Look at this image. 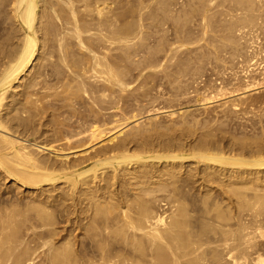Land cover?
<instances>
[{
  "label": "bare ground",
  "instance_id": "obj_1",
  "mask_svg": "<svg viewBox=\"0 0 264 264\" xmlns=\"http://www.w3.org/2000/svg\"><path fill=\"white\" fill-rule=\"evenodd\" d=\"M262 90L264 0H0V264H264Z\"/></svg>",
  "mask_w": 264,
  "mask_h": 264
},
{
  "label": "rangeland",
  "instance_id": "obj_2",
  "mask_svg": "<svg viewBox=\"0 0 264 264\" xmlns=\"http://www.w3.org/2000/svg\"><path fill=\"white\" fill-rule=\"evenodd\" d=\"M152 46V43H151ZM154 46V45H153ZM140 53H143V50H140ZM186 54V53H185ZM264 94V90L261 92H253L250 94H246L242 97L246 99V101L251 98H256L260 95ZM250 95V96H249ZM241 96H231L226 99L220 100L217 103H210L208 105H202V103H196L195 100L188 96L184 97L178 102H174L172 105L174 106L172 109H168L165 111H161L159 113H151L145 114L139 117L138 120L131 122L127 127L123 129V131L131 130V129H140L143 130L148 128L150 125L154 123L159 127L165 129L170 126L179 125V123L185 121L187 123L198 122V127L204 125L206 122H218L223 120V115L229 109V106ZM162 102L163 100H159ZM261 107V108H258ZM253 113L260 114L264 113L263 106H258L254 108ZM170 113H174V115L169 116ZM252 114H249L245 117L248 119H256V117H252ZM71 157V156H69Z\"/></svg>",
  "mask_w": 264,
  "mask_h": 264
}]
</instances>
